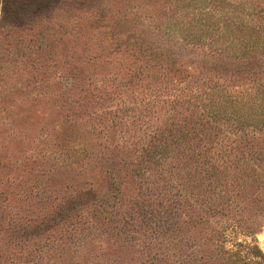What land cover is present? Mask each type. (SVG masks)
<instances>
[{
	"label": "rangeland",
	"instance_id": "374dc122",
	"mask_svg": "<svg viewBox=\"0 0 264 264\" xmlns=\"http://www.w3.org/2000/svg\"><path fill=\"white\" fill-rule=\"evenodd\" d=\"M249 36L264 50V0H0V264L153 261L166 235L138 233L143 227L133 231L112 219L116 210L127 216L135 206L139 126H157L163 97L182 93L197 74L160 71L156 59L139 58L161 38L163 48L168 39L191 54L186 42L224 48L234 37L231 48L241 51L249 48L238 41ZM144 66L146 79L138 73ZM153 72L166 86L157 103L155 90L164 87L154 85ZM71 147L94 154L64 161ZM256 185L251 180L252 209L264 208ZM77 208L89 212L88 223L64 250L59 243L75 230L69 214ZM251 224L254 233L226 236L224 247L240 243L242 259L264 264V213ZM201 234L184 230L186 239Z\"/></svg>",
	"mask_w": 264,
	"mask_h": 264
},
{
	"label": "trees",
	"instance_id": "16d2710c",
	"mask_svg": "<svg viewBox=\"0 0 264 264\" xmlns=\"http://www.w3.org/2000/svg\"><path fill=\"white\" fill-rule=\"evenodd\" d=\"M222 37L217 41L224 42ZM165 41L161 38L153 42L150 50H143V57L137 60L156 59L160 71H177L183 67L197 76L186 80L192 85L184 82L187 85L178 90L182 93L163 97L162 114L156 112L157 126L144 129L142 117H133L141 123L137 131H141L138 141H142L135 156L137 161L132 163L139 178L135 206L127 216L116 210V219L112 221L123 222L133 231L143 227V231L137 229L138 233L160 231L166 235L149 264H251V260L241 258L240 243L232 250L224 247V241L226 236L254 233L257 228L251 223L264 213V208L257 204L252 209L249 193L253 180L257 181L258 195H264V56L258 55L260 51L264 55V50H257V41L249 36L238 41L249 49L231 48L236 42L233 37L228 46L221 44L224 48L186 42L184 46L192 45L188 54L180 52L181 46L175 48L167 39L170 46L164 48L171 51L163 57ZM144 69L145 72L138 73L146 79L148 69L146 66ZM153 75L154 85L164 87H155L152 80L148 82L150 89L157 88L154 93L159 95L155 98L157 103L166 86L164 79L154 72ZM149 107H144L148 114ZM93 154L84 147L79 150L71 147L65 151L64 161L73 158L77 162ZM80 209L69 214L71 218L74 216V220H69L70 226L76 228L59 243L64 250L68 239L82 233L88 223L89 212L82 213ZM15 216L18 223H24L21 215ZM13 222L14 225L15 217ZM190 227L204 231L205 235L186 239L184 230ZM83 239L79 237L78 241ZM166 241L169 243L165 244ZM73 250L76 252L74 247ZM257 253L261 254L258 250Z\"/></svg>",
	"mask_w": 264,
	"mask_h": 264
}]
</instances>
